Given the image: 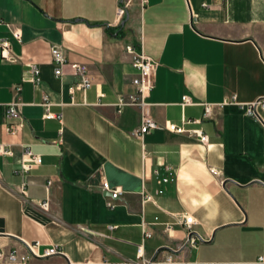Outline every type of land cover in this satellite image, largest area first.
Wrapping results in <instances>:
<instances>
[{"label": "crops", "instance_id": "crops-1", "mask_svg": "<svg viewBox=\"0 0 264 264\" xmlns=\"http://www.w3.org/2000/svg\"><path fill=\"white\" fill-rule=\"evenodd\" d=\"M120 1L0 0V36L16 57L0 48V143L13 151L0 155V249L39 242L61 251L30 264H142L139 245L148 260L264 264V108L246 113L264 100V0H127L124 15ZM128 44L157 63L145 101L162 127L142 137L140 108L115 105L136 91ZM52 45L88 66L90 88L71 91L68 65L56 75ZM29 63L39 67L37 85ZM16 84L25 126L8 134ZM185 95L191 104L182 105ZM45 103L55 117L44 116ZM169 123L202 129L208 141ZM26 147L43 162L22 173ZM103 181L122 189L113 208Z\"/></svg>", "mask_w": 264, "mask_h": 264}, {"label": "built area", "instance_id": "built-area-1", "mask_svg": "<svg viewBox=\"0 0 264 264\" xmlns=\"http://www.w3.org/2000/svg\"><path fill=\"white\" fill-rule=\"evenodd\" d=\"M143 4L146 3V0H141ZM120 15H124L126 12L127 0L120 1ZM14 37L19 41L22 42V33L20 31H13ZM0 48L2 52V56L4 59L7 60H14L16 57L13 54L11 42L0 36ZM126 50L132 55V65L138 70V75L133 79V84L136 87V91L133 93L125 94L120 93L117 97L116 108L118 113H121L122 110L127 106H136L139 107L141 110V120L140 126L138 131H136V136L142 137L143 135L149 133L153 129L161 128L162 126L154 119V117L150 114L147 103L145 101L146 95L153 89V73L156 69V61L151 58L150 56L146 55L143 51L137 50L133 45H126ZM50 54L52 60L57 64V68L55 70L56 75L63 74V66L68 65L71 70L74 72L76 79L71 87V91L74 89H83L87 90L91 87L93 81L89 73L88 66L84 63L80 62H72L67 61L64 53L62 52L61 48L52 45L50 47ZM29 69L32 74V81L35 85L39 84V67L36 63H29ZM21 90V84H16L14 86V92L16 97L14 100L9 102L6 105V121L3 124L4 130L8 134L17 133L20 129L25 126V121L22 118L19 108L22 104L18 94ZM192 100L189 96L185 95L183 97L182 105L191 104ZM47 107V111L45 113L46 118L55 117V114L50 112L49 110V103H45ZM262 106L264 108V100L257 99L256 101L250 103L246 108V113L249 115H255L256 107ZM205 110H204V118H213L214 117V104L212 103H205ZM243 106V105H242ZM188 122L193 123H200V119H192L188 120ZM166 128L172 132L184 134L187 133L192 137L198 138L202 142L208 141V136L202 131V129L195 128V129H187L183 125H178L176 123H169ZM13 151L11 147L7 144L0 143V155L2 156H11ZM43 157L30 148H24L23 158L20 162L21 167L20 171L22 173H28L33 168L37 167L38 165L42 164ZM171 180V177H164L162 181L167 182ZM52 181H48V188L51 186ZM102 189L105 191L110 192V196L107 200V206L113 208L115 206V200L120 197L122 194V189L119 187H113L108 181H103ZM151 197H147V200H150ZM41 206L44 209L49 208V201H43ZM182 223L188 229V239L187 244L192 247H195L197 244V235H195L192 231L193 224L195 220L192 215L185 216ZM115 225H109L110 229H114ZM143 232L145 237H150L151 232L148 231L143 226ZM185 246V245H184ZM61 251L59 248L54 245L45 249H42L41 243L35 242L30 243L26 247V251L22 252L18 249L13 250H3L0 249V263L2 264H30V261L33 258H45L50 257L53 255L60 254ZM138 256L142 258V264H175V259L173 256L170 255H162L156 257L154 259H146L143 256V248L142 245L138 246Z\"/></svg>", "mask_w": 264, "mask_h": 264}, {"label": "water", "instance_id": "water-1", "mask_svg": "<svg viewBox=\"0 0 264 264\" xmlns=\"http://www.w3.org/2000/svg\"><path fill=\"white\" fill-rule=\"evenodd\" d=\"M156 255H157V253H156ZM156 255L153 257V259L156 257Z\"/></svg>", "mask_w": 264, "mask_h": 264}]
</instances>
